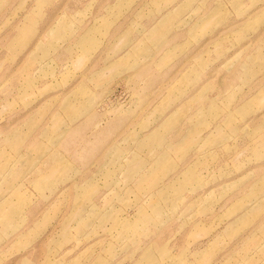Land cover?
Masks as SVG:
<instances>
[{
    "label": "rangeland",
    "instance_id": "rangeland-1",
    "mask_svg": "<svg viewBox=\"0 0 264 264\" xmlns=\"http://www.w3.org/2000/svg\"><path fill=\"white\" fill-rule=\"evenodd\" d=\"M264 0H0V264H264Z\"/></svg>",
    "mask_w": 264,
    "mask_h": 264
},
{
    "label": "crops",
    "instance_id": "crops-1",
    "mask_svg": "<svg viewBox=\"0 0 264 264\" xmlns=\"http://www.w3.org/2000/svg\"><path fill=\"white\" fill-rule=\"evenodd\" d=\"M263 51H262V57H263V55H264V47L263 48H261Z\"/></svg>",
    "mask_w": 264,
    "mask_h": 264
}]
</instances>
